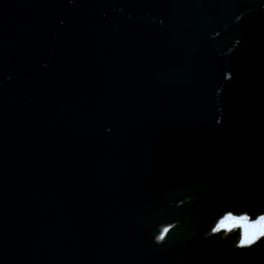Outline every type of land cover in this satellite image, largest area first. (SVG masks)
I'll use <instances>...</instances> for the list:
<instances>
[{"label":"water","instance_id":"95a60500","mask_svg":"<svg viewBox=\"0 0 264 264\" xmlns=\"http://www.w3.org/2000/svg\"><path fill=\"white\" fill-rule=\"evenodd\" d=\"M227 211H264V0H0V264H264Z\"/></svg>","mask_w":264,"mask_h":264},{"label":"clouds","instance_id":"9594fccd","mask_svg":"<svg viewBox=\"0 0 264 264\" xmlns=\"http://www.w3.org/2000/svg\"><path fill=\"white\" fill-rule=\"evenodd\" d=\"M218 229H227L231 231L233 229H241V240L247 241L258 235H264V218L258 219L256 221H250L243 219L239 216L230 215L223 218L219 224H217ZM157 242L161 240L155 238Z\"/></svg>","mask_w":264,"mask_h":264},{"label":"snow or ice","instance_id":"6c2138e0","mask_svg":"<svg viewBox=\"0 0 264 264\" xmlns=\"http://www.w3.org/2000/svg\"><path fill=\"white\" fill-rule=\"evenodd\" d=\"M232 215V212L231 211H227L223 217L226 218L228 216ZM243 219H247V220H250V221H256L258 219H261V218H264V211H262L259 215H256L254 219H250L249 215L247 214V212H242L240 215H237ZM171 227V226H170ZM170 227L169 228H165L163 230V232L157 236V239L159 240H164L165 238V235L170 231ZM225 231H228L227 229H224ZM221 229H218L217 228V224L215 222V225L211 228V233L212 234H215V233H218L220 232ZM262 238H264V235H258L252 239H249L247 241H242L241 240V235H240V238H239V243H238V246L240 247H251L252 245L256 244L258 241H261Z\"/></svg>","mask_w":264,"mask_h":264},{"label":"rangeland","instance_id":"374dc122","mask_svg":"<svg viewBox=\"0 0 264 264\" xmlns=\"http://www.w3.org/2000/svg\"><path fill=\"white\" fill-rule=\"evenodd\" d=\"M219 224V223H218Z\"/></svg>","mask_w":264,"mask_h":264}]
</instances>
